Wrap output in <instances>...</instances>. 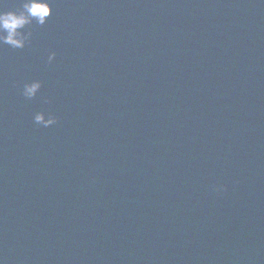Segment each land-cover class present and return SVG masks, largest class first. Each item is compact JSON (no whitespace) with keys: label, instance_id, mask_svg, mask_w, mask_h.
<instances>
[{"label":"water","instance_id":"1","mask_svg":"<svg viewBox=\"0 0 264 264\" xmlns=\"http://www.w3.org/2000/svg\"><path fill=\"white\" fill-rule=\"evenodd\" d=\"M52 4L53 14L56 0ZM23 0H0V12L19 11ZM53 14L41 26L24 31L31 37L23 49L0 44V209L23 141L34 99L23 96L25 84L39 82Z\"/></svg>","mask_w":264,"mask_h":264},{"label":"clouds","instance_id":"2","mask_svg":"<svg viewBox=\"0 0 264 264\" xmlns=\"http://www.w3.org/2000/svg\"><path fill=\"white\" fill-rule=\"evenodd\" d=\"M53 14L52 4L48 0H23L22 8L19 11L0 12V44L8 45L14 49H23L28 44L31 32L24 30L33 22L38 25H45ZM56 54L52 53L48 62L52 63ZM41 88L38 81L25 84L23 96L27 99H34ZM35 123L43 127H52L58 123L55 115H50L47 120L43 114L35 116ZM215 191L221 192L225 189L216 186Z\"/></svg>","mask_w":264,"mask_h":264}]
</instances>
